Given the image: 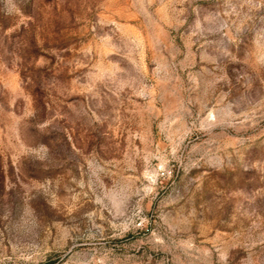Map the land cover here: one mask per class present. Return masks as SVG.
<instances>
[{
  "label": "rangeland",
  "instance_id": "obj_1",
  "mask_svg": "<svg viewBox=\"0 0 264 264\" xmlns=\"http://www.w3.org/2000/svg\"><path fill=\"white\" fill-rule=\"evenodd\" d=\"M0 264H264V0H0Z\"/></svg>",
  "mask_w": 264,
  "mask_h": 264
}]
</instances>
